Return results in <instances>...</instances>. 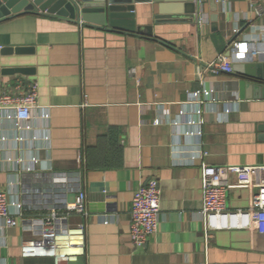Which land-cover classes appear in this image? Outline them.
<instances>
[{
  "label": "crops",
  "instance_id": "1",
  "mask_svg": "<svg viewBox=\"0 0 264 264\" xmlns=\"http://www.w3.org/2000/svg\"><path fill=\"white\" fill-rule=\"evenodd\" d=\"M197 8L199 23L183 17L154 23L156 9L137 3L134 33L39 11L0 21V48L32 49L0 54V68L32 69L0 75V96L37 87L22 126L0 111V192L17 218L12 227L0 226V264H53L22 257L20 246L79 189L86 217L70 213L56 227L84 223V255L62 264H264L263 234L207 235L200 212L202 166L248 165L254 182L264 180V141L257 137L264 93L240 97L233 73L207 68L223 55L264 71V12L255 13L264 0H197ZM235 41L249 47L233 55ZM202 89L211 94L198 104L192 94ZM150 178L160 191L158 226L135 249L128 212L132 194ZM255 189H229L226 208L246 209Z\"/></svg>",
  "mask_w": 264,
  "mask_h": 264
},
{
  "label": "built area",
  "instance_id": "2",
  "mask_svg": "<svg viewBox=\"0 0 264 264\" xmlns=\"http://www.w3.org/2000/svg\"><path fill=\"white\" fill-rule=\"evenodd\" d=\"M264 9H256L257 16ZM196 21L199 20L196 19ZM259 33L264 36V25L260 26ZM231 52L236 55L239 50L249 47L248 42H232ZM252 55L257 52L251 50ZM211 72L232 73V63L227 57L218 55L207 67ZM37 87L35 83L28 86L25 92L17 94H2L0 96V111L4 117L11 119L14 124L22 126L32 115L35 106ZM210 90H196L192 94L194 101L203 103L208 98ZM4 112V113H3ZM264 172V167L261 168ZM254 167L248 165L208 166L200 170L202 194V219L204 232L208 234L217 230H253L264 235V180L253 181ZM232 177L233 180L229 178ZM241 187L254 190L249 206L246 209L228 210L226 208L227 191ZM160 191L158 180L150 178L134 191L131 206L128 212V234L133 248H143L148 238L154 234L158 226ZM72 202H68L62 212L51 210L43 216L40 226L31 229V238L20 246L22 257H47L53 264H62L76 261L84 254V223L68 229H58L56 222L66 219L70 213L86 217V197L79 189ZM12 203L5 193L0 192V226L12 227L17 224V218L10 213ZM20 215V213H17Z\"/></svg>",
  "mask_w": 264,
  "mask_h": 264
},
{
  "label": "water",
  "instance_id": "3",
  "mask_svg": "<svg viewBox=\"0 0 264 264\" xmlns=\"http://www.w3.org/2000/svg\"><path fill=\"white\" fill-rule=\"evenodd\" d=\"M137 3L151 4L156 9L154 23L174 22V18L183 17L193 21L197 17V0H0V21L10 15H17L25 11H39L58 18H64L76 25L103 28L109 31L136 32L140 28L134 26V5ZM214 10L215 7L212 6ZM217 15L213 12L210 26L216 29ZM150 29V28H149ZM240 33H235L229 43ZM22 54L32 51L30 48L11 47L0 48V54L11 52ZM31 68H0L1 76L12 74L27 75ZM232 73L238 79V94L249 96L264 93V71H258L252 64H232ZM257 137L264 141V124L257 127Z\"/></svg>",
  "mask_w": 264,
  "mask_h": 264
}]
</instances>
